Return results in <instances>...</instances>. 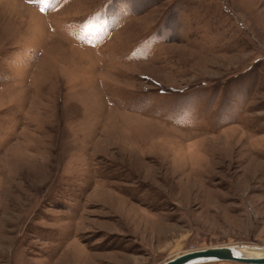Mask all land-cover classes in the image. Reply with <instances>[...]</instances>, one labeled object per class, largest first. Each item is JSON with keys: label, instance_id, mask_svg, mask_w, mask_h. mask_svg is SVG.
<instances>
[{"label": "rangeland", "instance_id": "374dc122", "mask_svg": "<svg viewBox=\"0 0 264 264\" xmlns=\"http://www.w3.org/2000/svg\"><path fill=\"white\" fill-rule=\"evenodd\" d=\"M218 245H264V0H0V264Z\"/></svg>", "mask_w": 264, "mask_h": 264}, {"label": "water", "instance_id": "95a60500", "mask_svg": "<svg viewBox=\"0 0 264 264\" xmlns=\"http://www.w3.org/2000/svg\"><path fill=\"white\" fill-rule=\"evenodd\" d=\"M264 249L263 246L247 245V247ZM239 251L241 255L235 256L233 253ZM214 261H233L247 264H264V255L248 256L238 250L235 245H218L202 249H195L178 254L159 264H203Z\"/></svg>", "mask_w": 264, "mask_h": 264}, {"label": "bare ground", "instance_id": "6f19581e", "mask_svg": "<svg viewBox=\"0 0 264 264\" xmlns=\"http://www.w3.org/2000/svg\"><path fill=\"white\" fill-rule=\"evenodd\" d=\"M30 9V8H29ZM30 13L36 15V12L30 9ZM235 247L240 250L244 255L248 256H260L264 255V249L256 248V247H247V245H235Z\"/></svg>", "mask_w": 264, "mask_h": 264}, {"label": "snow or ice", "instance_id": "6c2138e0", "mask_svg": "<svg viewBox=\"0 0 264 264\" xmlns=\"http://www.w3.org/2000/svg\"><path fill=\"white\" fill-rule=\"evenodd\" d=\"M29 2H33V0H29ZM37 2H40L42 4H44L45 6L48 5L49 0H37ZM41 12L45 11V7H41ZM235 256L239 257L241 255V253L239 251H236L233 253Z\"/></svg>", "mask_w": 264, "mask_h": 264}]
</instances>
